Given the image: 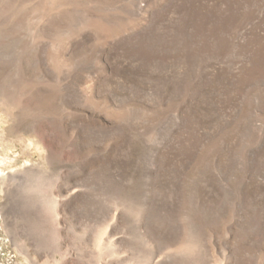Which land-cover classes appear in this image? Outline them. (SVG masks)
I'll use <instances>...</instances> for the list:
<instances>
[{
    "label": "rangeland",
    "instance_id": "obj_1",
    "mask_svg": "<svg viewBox=\"0 0 264 264\" xmlns=\"http://www.w3.org/2000/svg\"><path fill=\"white\" fill-rule=\"evenodd\" d=\"M0 264H264V0H0Z\"/></svg>",
    "mask_w": 264,
    "mask_h": 264
}]
</instances>
